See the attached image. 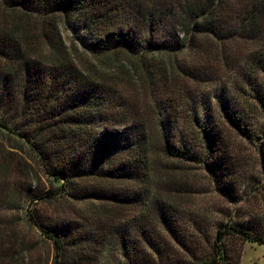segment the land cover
Returning <instances> with one entry per match:
<instances>
[{"label": "trees", "instance_id": "16d2710c", "mask_svg": "<svg viewBox=\"0 0 264 264\" xmlns=\"http://www.w3.org/2000/svg\"><path fill=\"white\" fill-rule=\"evenodd\" d=\"M62 27L72 45L64 41ZM263 34L264 0H0V264L32 259L31 241L12 212L49 197L38 194L36 166L60 178L66 191L90 174L139 184L148 173L152 143L165 160L200 163L218 192L238 205L216 223L213 236L196 229L204 253L196 251L202 244L195 232L183 230L176 239L181 251L170 255L157 247V264H240L241 252H231L224 238L264 242V215L245 207L239 189L246 174L230 168L242 158L238 145L260 136L227 86L215 92V103L206 95L195 97L191 86L212 40L224 46L238 36ZM255 59L258 73L264 51ZM256 99L264 109V99ZM105 136L112 137L110 144L100 143ZM256 147L264 175V141ZM252 188L254 194L260 190ZM28 212L27 221L52 239L53 264L63 263L65 238L73 232L54 235L32 208ZM158 215L174 231L173 220L163 210ZM120 239L131 250L139 246Z\"/></svg>", "mask_w": 264, "mask_h": 264}, {"label": "rangeland", "instance_id": "374dc122", "mask_svg": "<svg viewBox=\"0 0 264 264\" xmlns=\"http://www.w3.org/2000/svg\"><path fill=\"white\" fill-rule=\"evenodd\" d=\"M62 32L64 41L72 45L71 33L64 27ZM230 42L222 46V43L211 41L212 50L198 68V80L191 86V93L195 97L209 96L215 103L218 96L215 92H219L220 86H227L229 96L238 99L254 119L253 130L260 138H255V141L245 139L238 145L242 158H238L240 163L230 170L246 174V177L240 174L243 181L240 182L239 194L246 199V208L264 215V175L260 172L256 147L264 141V109L256 99H264V67L258 73L253 69L257 65L255 58L263 56L264 34L259 38L238 36ZM122 82L127 86V80ZM120 87V93L125 94L121 84ZM132 92L136 93L135 90ZM137 103L144 105L143 95ZM185 103L182 104L186 106ZM110 138L105 136L100 143L110 144ZM149 149L148 173L139 178V184L127 178L105 179L90 174L82 176L78 186L66 191L60 178L48 177L36 166L41 188L38 194L47 192L50 198L45 196L25 210L12 212L13 218L17 217L20 223L21 232L32 244V259L28 264L54 263L52 239L41 235L40 225L27 221L31 208L47 231L63 238L69 230L73 232L71 239L65 238L68 249L61 264H157L160 255L157 247H163L170 255L181 251L176 239L180 238L183 230L185 235L195 232L199 245L202 244L196 251L204 253L203 236L196 233V229L208 230L213 236L216 223L226 221L227 215L238 205L218 192L215 178L200 163L165 160L155 152L153 143ZM260 180L263 181L258 184ZM0 183H4L2 177ZM252 187H258L259 192L254 194ZM104 194H115L120 198L112 201L103 198ZM161 210L175 223L174 231H180L178 236L173 230L169 232L161 222L158 215ZM122 236L131 243H139V246L132 250L124 246L120 239ZM148 236L155 242V247L148 246ZM224 242L231 252H241L240 264H264V242L246 241L234 235L225 236Z\"/></svg>", "mask_w": 264, "mask_h": 264}]
</instances>
